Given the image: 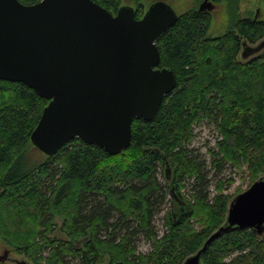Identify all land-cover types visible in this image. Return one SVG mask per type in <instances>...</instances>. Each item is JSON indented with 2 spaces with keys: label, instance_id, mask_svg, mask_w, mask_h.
Segmentation results:
<instances>
[{
  "label": "trees",
  "instance_id": "1",
  "mask_svg": "<svg viewBox=\"0 0 264 264\" xmlns=\"http://www.w3.org/2000/svg\"><path fill=\"white\" fill-rule=\"evenodd\" d=\"M93 1L113 14L122 2ZM142 1L130 0L137 19L146 10ZM209 1L226 3L227 28L208 35L211 11L193 7L159 35L160 66L173 71L175 88L152 120L133 119L130 144L118 154L75 137L26 163L48 100L21 82L0 80V240L7 250L30 264H182L224 222L236 194L224 192L233 178H219L210 196L205 167L218 174L228 165L248 176V186L264 174V48L240 56L244 41L264 38V19L239 16V0ZM203 123L216 132L208 165L189 147ZM187 181L189 199L182 193ZM166 201L173 205L158 233L152 220ZM139 235L148 252L137 251ZM202 262L264 264V234L233 228L210 243Z\"/></svg>",
  "mask_w": 264,
  "mask_h": 264
},
{
  "label": "water",
  "instance_id": "2",
  "mask_svg": "<svg viewBox=\"0 0 264 264\" xmlns=\"http://www.w3.org/2000/svg\"><path fill=\"white\" fill-rule=\"evenodd\" d=\"M213 7L203 0L199 11ZM177 18L163 0L139 19L130 5L113 14L93 0H0V80L21 82L48 100L31 144L46 156L75 137L110 155L128 147L133 119L152 120L175 88L156 40ZM242 46L247 59L264 48V38ZM233 228L264 234V174L230 199L224 222L182 264H203L210 243Z\"/></svg>",
  "mask_w": 264,
  "mask_h": 264
},
{
  "label": "rangeland",
  "instance_id": "3",
  "mask_svg": "<svg viewBox=\"0 0 264 264\" xmlns=\"http://www.w3.org/2000/svg\"><path fill=\"white\" fill-rule=\"evenodd\" d=\"M168 3L173 10L178 14H181L187 9L198 7L201 2L198 0H163ZM151 0H143L142 6L144 10L149 6ZM122 5H130L133 9L136 7L133 2L130 0H122L120 6ZM238 15L239 16H250L253 18L264 19V0H239L238 4ZM212 13V22L210 28L208 30V35L216 36L221 34L227 28L229 23V13L227 10V5L225 2L214 4L213 9L211 10ZM194 138L190 142L189 147L195 149V153L199 154L200 159L204 161L205 165L210 163L209 154L207 150L209 147L213 146L216 132L212 125H207L205 123L198 125L194 128ZM26 163H31L36 160H44L45 155L40 152L35 146L31 143L27 147L26 152ZM206 171V178L209 180V188L208 191L210 192V196L213 195V187L217 179L222 178L226 180L227 178H233V183L229 186H225V193L233 194L236 192L239 193L246 189L249 184L248 176L245 173L236 172V170L228 165L224 167V169L219 172L218 174L215 173V168L205 167ZM216 174V175H215ZM160 181H163L162 177H159ZM190 182V183H189ZM187 181L185 183V187L182 189V193L189 199L190 193L192 192L191 181ZM239 191V192H237ZM167 199H170V196L167 195ZM169 201L164 202L156 211L152 225L157 230L158 233H162L165 229V213L170 208ZM57 222L59 220L57 219ZM135 247L139 252H148L151 249V245L148 240H145L142 235L136 237L134 241ZM7 250V247L3 241L0 240V255ZM9 251V250H8ZM7 260L13 263H20L22 260H25L22 255L14 252L9 251L7 254ZM74 264V263H72Z\"/></svg>",
  "mask_w": 264,
  "mask_h": 264
},
{
  "label": "bare ground",
  "instance_id": "4",
  "mask_svg": "<svg viewBox=\"0 0 264 264\" xmlns=\"http://www.w3.org/2000/svg\"><path fill=\"white\" fill-rule=\"evenodd\" d=\"M146 9H147V8H146ZM198 9H199V8H198ZM145 11H146V10H145ZM7 258H8V257H7ZM6 260H7V259H6ZM6 260H5V261H6ZM25 261H26V260H25Z\"/></svg>",
  "mask_w": 264,
  "mask_h": 264
}]
</instances>
